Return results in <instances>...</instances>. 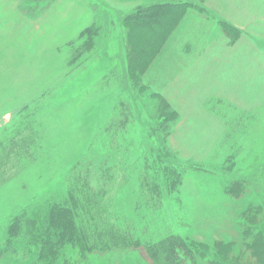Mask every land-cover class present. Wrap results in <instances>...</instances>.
Here are the masks:
<instances>
[{"label": "trees", "instance_id": "trees-1", "mask_svg": "<svg viewBox=\"0 0 264 264\" xmlns=\"http://www.w3.org/2000/svg\"><path fill=\"white\" fill-rule=\"evenodd\" d=\"M54 1L28 0L31 4L24 13L36 20L35 12H45ZM207 1L160 0L137 5L124 15L122 61L129 87L125 92L114 87L121 81L119 65L102 77L96 92L109 89L111 94L104 107L98 104L94 109L102 116L97 126L87 121L90 110L82 111V120L77 115L76 121L66 102L63 107H48L42 93L16 109L0 128V185L36 163L46 148L57 149L66 182L64 193L47 195L12 217L0 244V259L34 253L39 264H89L92 257L120 252L119 263L126 264L138 260L126 253L138 251L146 264H264V204L259 200L250 199L232 224L239 231L237 238L199 239L178 233L166 207L165 194L181 193L188 174L206 167L185 161L171 146L181 113L146 76L187 13L192 9V15H203ZM220 26L231 46L242 36L243 30L226 20ZM102 34L101 22L94 20L68 41L69 70L61 76L63 81L72 79L75 70L77 76L98 55ZM190 49V44L182 48ZM135 105L148 123L146 147ZM226 124L238 128V122ZM234 160L232 155L226 159L233 179L224 193L246 199L253 193L256 177H244ZM239 172L240 176L234 175ZM22 239L26 245L20 250Z\"/></svg>", "mask_w": 264, "mask_h": 264}, {"label": "rangeland", "instance_id": "rangeland-1", "mask_svg": "<svg viewBox=\"0 0 264 264\" xmlns=\"http://www.w3.org/2000/svg\"><path fill=\"white\" fill-rule=\"evenodd\" d=\"M158 1L55 0L45 12L36 11L37 19L33 20L24 13L31 4L28 0H0V128L16 109L42 93L47 106L63 107L66 102L75 112L74 119L78 115L82 120V111L90 110L93 117L87 121L97 126L102 116L98 117L100 110L94 109L98 104L104 107L111 94L109 89L96 92L102 77L119 65L121 81L114 87L120 92L129 87L122 61L124 15L137 5ZM204 6L207 11L203 15H192V9L187 13L146 79L153 80V87L167 94L181 113L171 146L185 161L206 167L188 174L181 193L165 194L174 230L199 239L237 238L239 231L232 224L240 211L250 199L264 204V0H208ZM94 20L103 26L98 55L91 57L77 76L75 70V77L63 81L61 76L69 70L68 41ZM221 20L243 30L233 46L221 29ZM187 44L191 45L188 52L182 50ZM181 59L184 60L179 63ZM134 107L138 131L146 147L148 123L141 108ZM222 112L225 117L219 115ZM249 115L250 120H246ZM227 120L234 126L238 122V128H229ZM56 151L46 148L36 163L0 185V244L12 217L22 208L37 204L47 195L65 192L63 167ZM229 155L235 158L236 170L241 168L244 177H256L253 193L246 199L236 200L224 193L233 179L225 166ZM234 175L240 176V172ZM200 207L205 210H199ZM18 245L22 250L26 239ZM120 254L92 257L89 264H117ZM126 254L138 259L126 264H146L140 252ZM0 264L39 261L31 253L26 257L6 256Z\"/></svg>", "mask_w": 264, "mask_h": 264}]
</instances>
